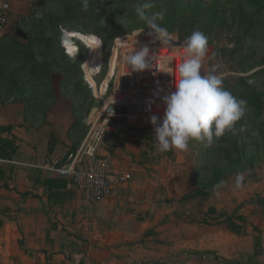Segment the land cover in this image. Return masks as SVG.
I'll return each mask as SVG.
<instances>
[{"label": "crops", "instance_id": "1", "mask_svg": "<svg viewBox=\"0 0 264 264\" xmlns=\"http://www.w3.org/2000/svg\"><path fill=\"white\" fill-rule=\"evenodd\" d=\"M10 3L14 18L38 0ZM21 83L8 82L0 91V140L14 141L17 148L11 159H0V264L263 263L264 257H255L254 241L264 238V218L249 213L252 193L223 191L222 178L211 176L204 164L199 174L190 164L156 166L131 128L101 151L113 158L116 173L131 174L130 182L89 207L69 185L71 199L62 190L50 191L45 182L59 177L48 166L81 142L72 147L74 140L51 124V116L27 107L32 97L14 89ZM53 134L61 143L52 153ZM195 190L209 193L192 198Z\"/></svg>", "mask_w": 264, "mask_h": 264}, {"label": "rangeland", "instance_id": "2", "mask_svg": "<svg viewBox=\"0 0 264 264\" xmlns=\"http://www.w3.org/2000/svg\"><path fill=\"white\" fill-rule=\"evenodd\" d=\"M43 1L23 15L13 18L12 14L1 36L3 44L19 52L0 55V91L7 90L8 82L26 83L14 86L16 94L32 97L25 101L27 107L35 105L39 113L51 116V124L55 122L76 147L93 112L113 93L119 71L112 68L115 42L138 31L149 33L136 11L145 0H88L87 10L83 0H53L47 7ZM152 2L149 11L165 12L162 26L179 43L197 29L207 36L201 74L215 70L223 86L247 106L236 132H226L211 146L191 141L186 152L166 153L155 147L147 160L156 166L164 161L190 164L197 167L196 174L204 164L211 176L222 178L223 191L252 193L246 199L249 213L264 218V0ZM26 48L31 51L24 56ZM32 120L38 121L37 115ZM254 243L255 257H264V238ZM242 262L238 264H258Z\"/></svg>", "mask_w": 264, "mask_h": 264}, {"label": "built area", "instance_id": "3", "mask_svg": "<svg viewBox=\"0 0 264 264\" xmlns=\"http://www.w3.org/2000/svg\"><path fill=\"white\" fill-rule=\"evenodd\" d=\"M10 21V0H0V37L9 27ZM144 46L153 55L151 69L131 72L126 58ZM186 55L183 44L175 38L174 46L169 47L149 36L146 31L132 33L115 42L112 68L113 72L115 68L119 71L113 79V93L91 115L81 144L74 151L66 152L59 164L48 166L49 171L67 181L73 195L83 207L106 199L114 186L132 180L130 173H116L113 158L101 154V151L123 129H153L150 117H163V97L175 90V83L179 79L178 68ZM205 59L201 70L204 69ZM124 79L129 84L126 91L121 88ZM112 108H116V111L109 113ZM114 119L123 122L113 123ZM108 135L110 137L106 141Z\"/></svg>", "mask_w": 264, "mask_h": 264}, {"label": "clouds", "instance_id": "4", "mask_svg": "<svg viewBox=\"0 0 264 264\" xmlns=\"http://www.w3.org/2000/svg\"><path fill=\"white\" fill-rule=\"evenodd\" d=\"M82 7L87 10L88 0H83ZM153 7L152 0H145L136 9L139 19L147 25L149 36L162 45L174 46V36L162 26L165 12L149 11ZM95 42L99 43V39ZM183 47L187 55L178 68L175 90L163 97V117H150L155 147L161 153L186 152L191 141L211 146L226 132L235 133L247 106L245 100L223 86L222 77L215 70L201 74L208 51V38L202 31L194 30L185 39ZM152 57L149 48L144 46L128 55L126 63L131 72H143L151 69ZM239 131H244L242 125Z\"/></svg>", "mask_w": 264, "mask_h": 264}, {"label": "trees", "instance_id": "5", "mask_svg": "<svg viewBox=\"0 0 264 264\" xmlns=\"http://www.w3.org/2000/svg\"><path fill=\"white\" fill-rule=\"evenodd\" d=\"M53 0H49V2L43 1V5H45L46 7L49 6L50 2H52ZM42 2V1H41ZM38 3H40V0H38ZM37 3V4H38ZM4 39L3 37H0V55L4 56V55H11V54H15L17 52H19L16 48L12 47L9 45V47H7V43L3 44ZM30 48H26V51L24 52V56L25 55H29L30 54ZM37 80V79H36ZM122 123V120H113V123ZM133 131V130H132ZM135 132L140 136V138L145 142L146 145V149L148 150V152L146 151L144 156H146L145 158H147V154L149 153H153L152 151H154L155 149V140L153 137V133H154V129H145V130H135ZM60 140L58 135L53 134L52 135V139H51V145H50V152H54L56 147L60 144ZM16 145L14 141L11 140H0V159H5V160H9L12 158V155H14L16 153ZM45 185L47 186V188L52 191L54 189H59L64 191L65 193L63 194V196L68 197V199H71L70 193L67 190L68 187V183L66 180L64 179H51V180H47L45 182ZM209 193V191L207 190H195L193 191L191 197L195 198L201 195H207ZM50 198H52V195H50Z\"/></svg>", "mask_w": 264, "mask_h": 264}, {"label": "water", "instance_id": "6", "mask_svg": "<svg viewBox=\"0 0 264 264\" xmlns=\"http://www.w3.org/2000/svg\"><path fill=\"white\" fill-rule=\"evenodd\" d=\"M128 86L129 84H128L127 79H124L121 88L126 91L128 89ZM115 111H116V108H112L109 110V113H113ZM130 111L132 112V109ZM109 137L110 136L108 135L106 141L109 139Z\"/></svg>", "mask_w": 264, "mask_h": 264}, {"label": "bare ground", "instance_id": "7", "mask_svg": "<svg viewBox=\"0 0 264 264\" xmlns=\"http://www.w3.org/2000/svg\"><path fill=\"white\" fill-rule=\"evenodd\" d=\"M113 71H114V69H113ZM112 77H113V73H112ZM112 77H111V79H112Z\"/></svg>", "mask_w": 264, "mask_h": 264}]
</instances>
